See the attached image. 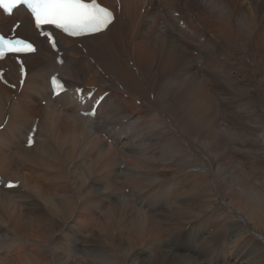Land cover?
<instances>
[{"label":"bare ground","instance_id":"obj_1","mask_svg":"<svg viewBox=\"0 0 264 264\" xmlns=\"http://www.w3.org/2000/svg\"><path fill=\"white\" fill-rule=\"evenodd\" d=\"M98 1L113 8L116 18L94 36L74 40L56 34L61 65L55 63L58 53L36 37L29 18L20 9L12 15L21 21L17 32L23 36L16 35L36 42L38 50L24 57L27 75L21 89L17 87L18 65L10 57L0 63V68H10L3 78L16 84L13 93L0 82L1 182L18 181V186L9 190L0 184V264H198L194 254L182 253V239L177 237L182 227L176 224H182L184 211H200L189 203L190 193L182 213V116L188 118L192 132L205 121L209 126L205 133L218 136L220 127L212 122L218 116L208 120L213 101L204 92L205 78L213 71L214 78L226 80L232 99L243 106L244 145L250 149L264 147V0ZM9 20L0 16L2 29L10 28ZM74 42L82 43L85 53ZM194 51L196 56L191 55ZM127 58L134 61V69ZM198 60L200 68L196 67ZM52 73L62 76L69 87L54 99L48 90ZM76 81L84 82L83 88L96 87V94L107 93L93 118L78 113L87 110L90 103L85 107L77 103L73 88L82 85L77 86ZM36 104L42 113L40 119L32 114ZM32 126H36L34 144L26 147ZM209 144L213 147L216 142L210 139ZM191 156L198 165L194 163V171L200 175L203 170L211 176L208 166L195 153ZM256 166L264 169L260 154ZM259 177L264 185V173ZM126 188L128 196L123 192ZM157 191L172 198L168 200L172 212L160 214L158 207L145 199L135 205L127 201ZM239 209L230 208L228 215L242 220H237L242 234L261 236L264 245V233L251 227ZM159 219L174 225L165 230L166 236L157 223ZM210 219L207 216L204 221ZM169 235L181 243L179 249L167 244ZM250 237L243 238L236 255L226 263L264 264V258L258 263L247 258L256 248L255 238Z\"/></svg>","mask_w":264,"mask_h":264},{"label":"rangeland","instance_id":"obj_2","mask_svg":"<svg viewBox=\"0 0 264 264\" xmlns=\"http://www.w3.org/2000/svg\"><path fill=\"white\" fill-rule=\"evenodd\" d=\"M160 7V5L158 6ZM119 10V8H118ZM143 10V8L141 9ZM173 13L175 15L178 14V12H174ZM125 17V15H124ZM10 22H14L16 21L15 19L13 20V18L11 20H9ZM163 25V24H162ZM166 32L168 33V30H166ZM19 34V32H18ZM19 35H22L19 34ZM23 36V35H22ZM59 39V38H58ZM73 45H77L76 47L79 49H83L82 48V43H78V42H74ZM83 52L85 53V49H83ZM196 51L193 52V54H191L192 56H196ZM94 59H90V61L93 63ZM127 63H129L130 66H132V68L134 69V61L133 60H129V58H127ZM200 64L201 62L198 60L197 62V66L198 68H200ZM27 66V65H26ZM4 69L7 68L8 72L10 70L9 66H4ZM100 68V67H99ZM100 70H102L100 68ZM210 72V77L205 78L206 79V83L205 85V94H207L206 96L209 97L210 100H212L211 102L212 104V111L211 113L208 115V120L211 121L213 117H217V118H213L212 122H214L216 124V128L220 127V132L215 133L214 135H210V134H206L205 130L209 127L208 124L205 121H202L201 123L197 124V128L195 129L196 132H192L191 129H189L190 124L189 122L186 120L185 117L182 116V165L184 164H188V165H183L182 167V213L186 208V204H188L187 202L191 203L193 206H195V208H200L199 212L196 214H190L187 213L186 211H184V213L182 214V224L181 223H177L176 225L179 227H182V233H178L177 237L182 239V253H186L188 255H193L194 258H196L198 264H214V262H216L217 264H228L226 263V259H230L232 257H234V255H236L238 249L240 248V245L242 243V240L244 237H250L252 236V232H248V233H241L240 231V224L238 223L241 222L242 220L240 218L234 219L231 215H228L229 213V209L233 208L234 210L237 211V208H240L238 211L239 214L242 216V218H244L247 223L250 224L251 227H254L258 230H261L264 233V185H263V179H261L259 177L260 173H264V169L261 167L260 169L256 166V156L257 155H262L264 157V147L262 148H257V149H250L247 148L245 144L246 141V133L243 130V126H244V119L241 115V112L243 109V106L239 105L236 101H234L232 99V91L230 89L227 88V84H226V80H223L222 78H214V76L216 75V73H214L213 71H208ZM214 75V76H213ZM106 78L108 77V75L105 76ZM209 80V81H208ZM217 81V82H214ZM222 80V81H219ZM65 81V80H64ZM212 81V82H211ZM211 82V83H210ZM219 82V83H218ZM225 82V83H223ZM184 83V82H182ZM213 83V84H212ZM221 83V85H220ZM14 84V83H13ZM77 86L78 85H82L85 86L84 82H77L76 81ZM212 84V85H210ZM209 85V87H208ZM224 85V86H222ZM226 85V87H225ZM14 86H16V84H14ZM212 86V87H210ZM93 86H89V87H85L86 89H90ZM208 87V88H206ZM6 88L8 90H10L11 92H15V87H7ZM208 89V90H207ZM217 89V90H216ZM210 90V92H209ZM98 91V90H97ZM96 91V93H97ZM208 91V92H207ZM215 91V92H214ZM228 91V92H227ZM210 94V95H209ZM218 94V95H217ZM221 94V95H220ZM213 98H212V96ZM211 96V97H210ZM215 96V97H214ZM151 97H152V93H151ZM185 98L187 99V97L185 96ZM224 98V99H222ZM228 98V99H227ZM220 99V100H219ZM43 101V100H42ZM217 102V103H216ZM223 102V103H222ZM236 102V103H235ZM220 103V104H219ZM222 103V104H221ZM231 103V104H230ZM233 103V104H232ZM219 104V105H218ZM229 104V105H227ZM238 104V105H237ZM40 106H44L41 103H39ZM58 106L60 104H57ZM136 105H139V100L138 102L136 101ZM215 105L217 106L216 108ZM235 105V106H233ZM223 106V108L221 107ZM225 106V107H224ZM37 107H39L36 104V108L34 110H32V114L35 115L38 119H40L42 117V113L40 112V110L37 109ZM231 107V108H230ZM241 107V108H238ZM225 108V109H224ZM234 108V109H233ZM218 112H222V113H218ZM220 109H222L220 111ZM232 111H231V110ZM226 110V111H224ZM235 110V111H233ZM213 112V114H212ZM231 113V114H230ZM220 114V116H219ZM226 114V115H224ZM230 114V115H229ZM233 114V115H232ZM222 115V116H221ZM229 115V116H228ZM210 116V117H209ZM223 116H226L223 118ZM235 117V118H234ZM227 118V119H226ZM228 118H230L228 120ZM237 118V119H236ZM188 119V118H187ZM211 119V120H210ZM214 119L217 121L215 122ZM224 121H223V120ZM231 121V123H230ZM188 122V123H187ZM208 122V121H207ZM223 122V123H222ZM236 123V124H232V123ZM220 125H219V124ZM226 125H225V124ZM231 124V125H229ZM239 124V125H238ZM234 125H236V127L239 126V129L235 127L234 129ZM238 125V126H237ZM226 128H225V127ZM224 127V130H223ZM230 127V128H228ZM201 129V130H200ZM233 129V130H230ZM203 130V132H202ZM231 132H230V131ZM241 132H239V131ZM225 131V132H224ZM227 131V132H226ZM230 132V133H229ZM223 133V134H222ZM226 133V134H225ZM232 133V134H231ZM237 133V136L235 135ZM243 133V134H242ZM189 134V135H188ZM229 134H231L229 136ZM226 135V136H224ZM245 135V136H244ZM190 136V137H189ZM217 136V137H215ZM220 136V137H219ZM224 136V137H223ZM245 138H242V137ZM102 137H104L106 139V136L102 133ZM214 137L215 139L213 140ZM222 137V138H221ZM229 139H228V138ZM234 137V139H233ZM212 139V141L216 142V145H214L213 147L209 144L210 143V139ZM221 138V139H220ZM225 138L224 141H222V139ZM240 138V139H237ZM220 139V140H219ZM231 139V140H230ZM235 139L237 141V143L235 142ZM186 142V144L184 143V141ZM219 140V145L217 144ZM228 140V141H227ZM196 141V142H195ZM232 141V142H231ZM234 141V142H233ZM244 141V142H243ZM107 142H109V140H107ZM227 142H229V146H227ZM25 143V142H24ZM23 143V144H24ZM221 143V144H220ZM187 144H191L190 146H188ZM224 144V145H223ZM231 144V145H230ZM236 144V145H235ZM187 145V146H185ZM193 145V146H192ZM225 147H223V146ZM185 146V148H184ZM219 146V147H218ZM232 146V147H231ZM228 147V148H227ZM189 149V151H187ZM188 152V155H187ZM197 152V153H196ZM195 153V156H198V158H200L201 161H203L205 164L204 166H208V171L210 172V175L205 174V171H201V174L199 175L198 173H196L194 171V167L195 164L197 165V163L193 160V156H191V154ZM213 155V156H211ZM188 158V160H187ZM192 158V160H191ZM231 160H230V159ZM185 160V161H184ZM188 161V162H187ZM119 160L117 161L116 166L119 165ZM185 162V163H184ZM133 163H135V161H133ZM194 165H191V164ZM20 164V162H19ZM216 164V165H215ZM124 165V163H123ZM215 165V166H214ZM121 168H123L124 166L120 165ZM198 166V165H197ZM191 169V171L189 169ZM20 173H22L23 175L25 174V171H23V167L19 168ZM194 171V172H193ZM187 173L188 176H185V174ZM191 174V176H189ZM193 174H195L193 176ZM227 175V176H226ZM193 176V177H192ZM199 176V177H198ZM206 176V177H204ZM189 177V178H188ZM198 177V178H197ZM227 177V178H226ZM192 178V179H191ZM200 178H204V182L202 180H200ZM225 178L227 179V181H225ZM187 179V180H186ZM193 180V182H192ZM198 180V181H197ZM209 180V181H206ZM213 181V182H212ZM145 182V181H143ZM187 182V184H186ZM192 182V183H191ZM205 183V184H201V183ZM191 183V184H190ZM196 183V184H195ZM197 183L199 185H197ZM212 183V184H211ZM188 185V186H184V185ZM194 186H191L193 185ZM201 184V185H200ZM214 184H216L214 186ZM209 187H207V186ZM196 186V187H195ZM205 186V187H204ZM198 187V188H197ZM211 187V188H210ZM213 187V188H212ZM185 188V189H184ZM195 188V189H194ZM199 190V188H203L201 190L202 191H196ZM210 189L208 192L206 191V189ZM186 190V191H185ZM189 190V191H188ZM205 191V192H204ZM123 192L125 193L126 196H128L129 191L128 189H124ZM158 192V191H157ZM161 192V193H160ZM156 194L153 193H143L138 197H131L129 199H127V201H129V203L135 205L138 201H142L143 199L150 201L152 203H154L158 208L160 214H168L169 211L172 212L173 208L171 206V203L169 201H172V198H168L166 197L162 191H160ZM184 192V193H183ZM188 194H187V193ZM196 192V193H195ZM197 192L199 194H197ZM207 192V193H206ZM217 192V193H216ZM191 193V197L193 196V198H195L198 195V200L191 198L190 196H188ZM205 193V194H204ZM151 194V195H149ZM161 194V195H160ZM197 194V195H194ZM208 194V195H207ZM213 194V195H211ZM214 194H216L217 197H214ZM153 195V196H152ZM160 195V196H158ZM163 195V196H162ZM200 195V197H199ZM219 195V196H218ZM142 196V197H141ZM187 196V197H186ZM205 196V197H204ZM150 197V198H149ZM190 197V200L189 198ZM208 197V198H207ZM215 199V201H211L212 199ZM141 198V199H140ZM189 200H187V199ZM207 198V199H206ZM164 199V200H163ZM185 199V200H184ZM202 199V200H200ZM206 199V200H205ZM208 199H210L208 201ZM227 199V200H226ZM161 200V201H160ZM169 200V201H168ZM187 200V202H186ZM200 200V201H199ZM204 200V202H203ZM218 200V201H217ZM222 200V201H221ZM261 202L258 203L257 202ZM160 201V202H159ZM194 201V203H193ZM195 201H196V205L198 203V206L195 205ZM199 201V202H198ZM163 202V203H162ZM208 202V203H207ZM213 202V203H212ZM219 202V203H218ZM224 202V203H223ZM165 203V204H164ZM185 203V204H184ZM206 203V204H203ZM212 205H211V204ZM221 203V204H220ZM223 203V204H222ZM201 204V205H200ZM209 204V205H207ZM218 204V206H217ZM257 204V205H256ZM203 205V206H202ZM206 205V206H205ZM252 205V207H251ZM256 205V206H254ZM169 206V207H168ZM171 206V207H170ZM200 206V207H199ZM209 206V207H208ZM211 206V207H210ZM213 206V207H212ZM161 207H163L161 209ZM203 207H205L203 209ZM208 207V209H207ZM259 208V210L257 208ZM215 208V209H213ZM221 208V209H220ZM256 209V213L254 212V210ZM161 209V210H160ZM164 209V210H163ZM210 209H213L210 210ZM225 209V210H224ZM261 209V210H260ZM168 210V211H166ZM166 211V212H165ZM208 211V214H207ZM163 212V213H162ZM165 212V213H164ZM168 212V213H167ZM224 212V213H223ZM218 213V214H217ZM221 213V214H220ZM202 214V215H201ZM205 214V215H204ZM215 214V215H214ZM200 215V216H198ZM204 215V216H203ZM228 215V216H227ZM260 215V216H259ZM198 218H197V217ZM207 216H210L211 219L209 222L204 221L205 218ZM224 216V217H223ZM196 217V218H195ZM201 217V218H200ZM219 217V218H218ZM195 218V219H194ZM203 219V220H202ZM214 219V220H213ZM225 219V220H224ZM229 219V220H228ZM232 221H237V222H233ZM218 220V221H217ZM194 221V222H192ZM202 221V222H201ZM230 221V222H229ZM208 224V226L206 225V223ZM219 222V223H218ZM222 222V223H221ZM229 222V224H227ZM157 223L159 224L160 228H162L161 230L164 231V235L166 236V231L168 228L173 227L174 225L172 224H164V222L162 220H158ZM163 223V224H162ZM184 223V224H183ZM186 223V224H185ZM213 225H212V224ZM225 223V224H224ZM231 223V224H230ZM205 224V225H203ZM218 224L221 225L218 227ZM224 226H223V225ZM169 227H167V226ZM171 225V226H170ZM187 225V227H186ZM231 225V226H230ZM175 226V227H177ZM185 226V227H184ZM228 226L230 228H228ZM236 226V227H235ZM109 227V226H108ZM209 227V228H208ZM215 227V228H214ZM232 227V228H231ZM238 227V228H237ZM199 228V230H198ZM227 228V229H226ZM226 229V230H225ZM229 229V230H228ZM166 230V231H165ZM214 232L211 233L210 232ZM223 230V231H222ZM235 230V232H234ZM198 231V232H197ZM228 231V232H227ZM239 231V232H237ZM181 232V231H180ZM197 232V233H196ZM223 232L225 233L223 235ZM227 232V233H226ZM190 233V234H189ZM195 233V234H194ZM219 233V234H218ZM188 236H187V235ZM194 234V235H193ZM208 234V235H207ZM214 234V235H213ZM230 234V235H229ZM233 234V235H232ZM192 235V236H191ZM210 235V236H209ZM213 235V236H212ZM244 237H243V236ZM198 236V237H197ZM222 236V237H221ZM238 236V237H237ZM88 237V236H87ZM86 237V240H87ZM201 237V238H200ZM217 237V238H216ZM229 237V238H228ZM240 237V238H239ZM258 238H256L255 236H252L250 238L254 239L255 238V243H256V248L255 251L257 253H255L254 249L251 250L249 256L247 258H251L253 261L258 263L260 262V260H262L264 257V245L263 242L261 241V236H257ZM169 238V239H168ZM167 238V244L170 247H177V249H179V245L181 244H177L178 240L176 237H173L171 235H169V237ZM198 238V239H197ZM208 238V239H207ZM210 238V239H209ZM220 240H219V239ZM223 238V239H222ZM239 238V239H238ZM197 239V240H196ZM205 243H204V241ZM207 239V240H206ZM257 239V240H256ZM260 239V240H259ZM169 240V241H168ZM232 240V241H231ZM176 241V242H175ZM192 241V242H191ZM203 241V242H201ZM210 241V242H209ZM219 241V242H218ZM260 241V242H259ZM169 242V243H168ZM233 242V243H232ZM152 243V242H151ZM204 243V244H203ZM214 243V244H213ZM221 243V244H220ZM261 243V244H260ZM200 244V245H199ZM210 244V245H209ZM153 245V244H152ZM175 245V246H174ZM177 245V246H176ZM262 245V246H261ZM205 246L208 248H205ZM223 246V247H222ZM229 246V247H228ZM255 246V245H254ZM201 247V248H200ZM211 247V248H210ZM233 247V248H232ZM259 247V249H258ZM15 249V247H13ZM186 250H185V249ZM188 248V249H187ZM237 248V249H236ZM195 249V250H194ZM216 249V250H215ZM232 249V250H230ZM246 249V248H245ZM257 249V250H256ZM192 250V251H191ZM249 250V249H247ZM260 250V251H259ZM197 253H195V252ZM204 251V252H203ZM214 251V252H213ZM236 251V252H235ZM259 251V252H258ZM262 251V252H261ZM16 252V251H15ZM193 252V253H192ZM220 252V253H219ZM14 252H11V254ZM201 253V254H200ZM209 253V254H208ZM218 253V254H217ZM200 254V255H199ZM204 254V255H203ZM207 254V255H206ZM254 254V255H253ZM256 254V255H255ZM261 254V256H259ZM12 255H15L12 254ZM203 255V256H202ZM226 257H225V256ZM230 255V256H229ZM201 256V257H198ZM206 256V257H205ZM212 256V257H211ZM215 256V258H214ZM256 256V257H255ZM208 257V258H207ZM254 257V258H253ZM201 258V259H200ZM259 258V259H258ZM204 259V260H203ZM218 259V260H217ZM250 259V260H251ZM206 260H208V262H206ZM210 260V261H209ZM204 261V262H203ZM223 261L225 263H223ZM203 262V263H202ZM215 263V264H216ZM182 264H184L182 262Z\"/></svg>","mask_w":264,"mask_h":264},{"label":"snow or ice","instance_id":"obj_3","mask_svg":"<svg viewBox=\"0 0 264 264\" xmlns=\"http://www.w3.org/2000/svg\"><path fill=\"white\" fill-rule=\"evenodd\" d=\"M18 4L27 5L37 29L45 25H54L57 29H61L72 36L102 32L114 19L112 11L97 4L96 0H90V2H86V0H0V7H3L7 12H10ZM53 47H55L54 44ZM35 51L33 44L27 40L5 38L0 35V57H3L8 52L24 53ZM21 71L23 72V68ZM52 82L57 85V78L53 77ZM79 91L77 89V92ZM88 95L90 97L92 93L89 92ZM86 114L94 115L95 108L92 109L91 113ZM0 127H3V125H0ZM32 143L33 137L29 135L28 144L31 145ZM7 187L13 188L15 185L9 182Z\"/></svg>","mask_w":264,"mask_h":264}]
</instances>
